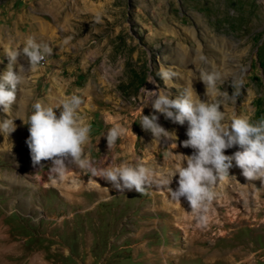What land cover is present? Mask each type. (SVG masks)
<instances>
[{"label": "rangeland", "instance_id": "374dc122", "mask_svg": "<svg viewBox=\"0 0 264 264\" xmlns=\"http://www.w3.org/2000/svg\"><path fill=\"white\" fill-rule=\"evenodd\" d=\"M30 36L53 51L35 71L21 58L17 100L0 109V122L16 125L0 133V264H264V180L247 181L235 162L211 186L198 226L186 199L169 198L175 183L121 193L71 161L63 176L50 173L49 161L34 166L22 119L37 101L56 108L81 96L78 115L91 128L84 154L95 167L143 164L168 179L195 150L183 146L187 121L155 113L175 140L153 142L143 130L151 91L219 101L225 125L264 118V0H0V77L4 49ZM161 67L174 73L167 85ZM213 71L227 99L206 95L200 74ZM234 78L244 83L233 100ZM116 125L125 135L110 151L105 135Z\"/></svg>", "mask_w": 264, "mask_h": 264}, {"label": "clouds", "instance_id": "9594fccd", "mask_svg": "<svg viewBox=\"0 0 264 264\" xmlns=\"http://www.w3.org/2000/svg\"><path fill=\"white\" fill-rule=\"evenodd\" d=\"M95 21L101 22V17L97 15ZM4 50L9 58V65L0 77V109L7 113L16 102L18 87L23 83L21 72L24 71L25 65L20 63L21 58L27 61L28 69L35 71L41 62L52 54L53 49L49 44L38 42L30 36L22 48ZM17 65H19V72L15 70ZM158 75L167 85L174 73L161 67ZM200 79L206 85L207 96L220 95L225 99L228 98L227 91L220 92L218 88V83H223L220 72H201ZM243 83V79L232 80L230 86L233 89V100L239 95ZM82 103V97L75 94L64 99L56 108L45 106L37 101L32 106L33 112L26 121L20 117L26 125H29L30 135L26 143L34 166L41 167L43 161H49L50 173L63 176L66 162L71 161L93 176H99L109 182L121 193L125 190H135L140 194H146V188L153 183L165 187L170 185L166 178L154 179L152 171L143 164L135 167H95L84 154V146L89 141L91 128L78 115ZM149 104L154 109V113L143 114L139 123L143 130L152 134L153 142H160L161 138L175 140L174 134L158 123L156 112L164 114L166 119L181 125L185 121L189 124L188 139L183 141V146L191 147L195 151L191 156L186 157V166L183 165L176 170L179 176L178 186L175 189L170 187L169 194L173 200L181 201V198L187 200L191 212L197 218L198 226L206 223L204 213L214 199L215 194L211 186L218 179L222 180L229 174L233 162L242 170V175L247 181L264 180V118L253 122L248 118L234 117L229 124L225 125V115L221 111L219 101L208 103L194 100L192 91L187 89L176 98L170 97L162 89L158 92L151 91ZM57 109H59V115H57ZM15 130L14 121L6 119L0 122V133L10 134ZM124 135L125 129L118 125L109 129L105 136L110 151L114 148L116 141ZM236 145H239L242 150L232 155L225 154V150Z\"/></svg>", "mask_w": 264, "mask_h": 264}, {"label": "bare ground", "instance_id": "6f19581e", "mask_svg": "<svg viewBox=\"0 0 264 264\" xmlns=\"http://www.w3.org/2000/svg\"><path fill=\"white\" fill-rule=\"evenodd\" d=\"M179 156V155H178ZM180 157V156H179ZM181 166H183V165H180V167ZM179 168V167H178ZM167 179V178H166ZM178 179H179V176H178V173L176 174V173H173V176L172 177H170V178H168L167 180L170 182V184H171V181H172V183H175V184H177V181H178ZM166 196V195H165ZM169 198L171 199V201H176V200H173L172 198H171V196H169ZM182 200H184V198H181V201ZM176 202H178V201H176Z\"/></svg>", "mask_w": 264, "mask_h": 264}, {"label": "built area", "instance_id": "2783aa9c", "mask_svg": "<svg viewBox=\"0 0 264 264\" xmlns=\"http://www.w3.org/2000/svg\"><path fill=\"white\" fill-rule=\"evenodd\" d=\"M42 62H44V61H42Z\"/></svg>", "mask_w": 264, "mask_h": 264}]
</instances>
